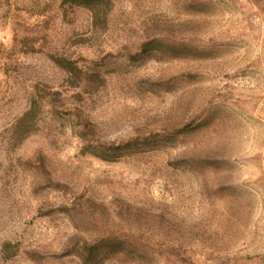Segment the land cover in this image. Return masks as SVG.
Segmentation results:
<instances>
[{
	"label": "rangeland",
	"instance_id": "1",
	"mask_svg": "<svg viewBox=\"0 0 264 264\" xmlns=\"http://www.w3.org/2000/svg\"><path fill=\"white\" fill-rule=\"evenodd\" d=\"M0 264H264V0H0Z\"/></svg>",
	"mask_w": 264,
	"mask_h": 264
},
{
	"label": "trees",
	"instance_id": "2",
	"mask_svg": "<svg viewBox=\"0 0 264 264\" xmlns=\"http://www.w3.org/2000/svg\"><path fill=\"white\" fill-rule=\"evenodd\" d=\"M32 111H33V109H29V111H27L26 113H25V117H27V118H25V119H28L29 118V115H30V113H32ZM24 119V120H25ZM126 144H129V143H126Z\"/></svg>",
	"mask_w": 264,
	"mask_h": 264
}]
</instances>
